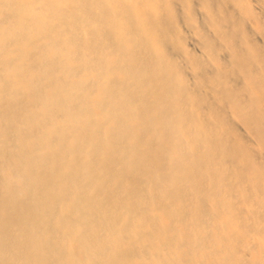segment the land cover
<instances>
[{
	"label": "bare ground",
	"instance_id": "6f19581e",
	"mask_svg": "<svg viewBox=\"0 0 264 264\" xmlns=\"http://www.w3.org/2000/svg\"><path fill=\"white\" fill-rule=\"evenodd\" d=\"M0 264H264V0H0Z\"/></svg>",
	"mask_w": 264,
	"mask_h": 264
}]
</instances>
